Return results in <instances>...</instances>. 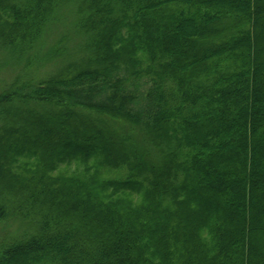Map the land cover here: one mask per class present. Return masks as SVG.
Instances as JSON below:
<instances>
[{"label": "trees", "instance_id": "1", "mask_svg": "<svg viewBox=\"0 0 264 264\" xmlns=\"http://www.w3.org/2000/svg\"><path fill=\"white\" fill-rule=\"evenodd\" d=\"M66 3L83 55L0 91V264H264V0H0V47Z\"/></svg>", "mask_w": 264, "mask_h": 264}, {"label": "rangeland", "instance_id": "2", "mask_svg": "<svg viewBox=\"0 0 264 264\" xmlns=\"http://www.w3.org/2000/svg\"><path fill=\"white\" fill-rule=\"evenodd\" d=\"M76 16L75 6L60 4L56 16L43 26L40 37L32 44L16 45L13 49L0 47V91L13 82L30 84L45 80L70 61L78 60L83 55L80 51L83 36L76 27ZM49 51L54 53L53 57L45 59ZM75 169L71 167L61 175L74 177ZM27 229L18 223H8L6 228L11 235ZM3 234L0 231V236Z\"/></svg>", "mask_w": 264, "mask_h": 264}]
</instances>
